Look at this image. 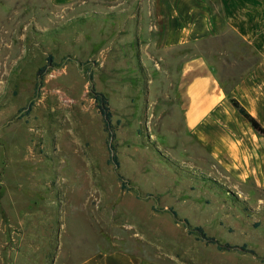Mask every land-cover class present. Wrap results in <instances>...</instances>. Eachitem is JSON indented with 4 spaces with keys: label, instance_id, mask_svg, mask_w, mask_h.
<instances>
[{
    "label": "rangeland",
    "instance_id": "374dc122",
    "mask_svg": "<svg viewBox=\"0 0 264 264\" xmlns=\"http://www.w3.org/2000/svg\"><path fill=\"white\" fill-rule=\"evenodd\" d=\"M114 4L0 0V264H75L113 249L166 264H264V174L213 160L184 129L177 91L185 57L206 54L229 90L254 53L227 30L173 48L139 40ZM93 86L109 98L128 190ZM169 207L245 249L204 242Z\"/></svg>",
    "mask_w": 264,
    "mask_h": 264
},
{
    "label": "crops",
    "instance_id": "0c3cea01",
    "mask_svg": "<svg viewBox=\"0 0 264 264\" xmlns=\"http://www.w3.org/2000/svg\"><path fill=\"white\" fill-rule=\"evenodd\" d=\"M105 2H115L118 13L130 11L129 18L139 27V40L154 34L156 45L173 48L197 45L227 30L254 53V62L247 64L229 90L217 75L215 61L206 54L185 57L178 66L177 91L184 129L213 160L231 174H264V136L255 132L229 100H238L264 126V0ZM214 58H220L219 54ZM75 264L166 263L137 259L123 249H113L90 254Z\"/></svg>",
    "mask_w": 264,
    "mask_h": 264
},
{
    "label": "trees",
    "instance_id": "16d2710c",
    "mask_svg": "<svg viewBox=\"0 0 264 264\" xmlns=\"http://www.w3.org/2000/svg\"><path fill=\"white\" fill-rule=\"evenodd\" d=\"M42 72H43V68L39 70V74H38L39 77L42 76ZM90 78H92V75H90ZM92 92L96 100L97 106L99 108V111L103 117L105 128L108 132V149L110 154V162L114 164L115 169L118 171L120 167V161L117 154V147L115 144L116 130H115V125L113 124L112 121V111L110 108L109 98L103 92L96 91L94 89V86L92 87ZM229 100L233 105V107L237 110V112L250 123V125L255 130V132L258 133L259 135L264 136V126L261 125L252 115H250V113L239 103L238 100H236L233 97H231ZM32 105H33V101H30L28 103V110H30ZM117 177L121 182V187L123 189L128 190L129 189L128 179L119 171L117 172ZM168 211L174 216L176 222L183 223L184 227L187 228L188 233H195L199 239L203 240L206 243L215 244L216 247L220 250H228L234 248H238V249L240 248L242 250L245 249L244 245L240 247L237 245H231L229 243H220L218 239H216L214 236L207 235L203 227L200 225L190 226L186 218H182V219L178 218L177 212L173 207H169Z\"/></svg>",
    "mask_w": 264,
    "mask_h": 264
}]
</instances>
